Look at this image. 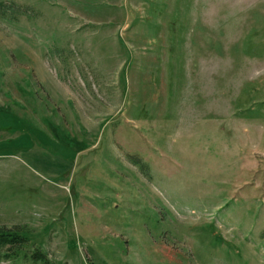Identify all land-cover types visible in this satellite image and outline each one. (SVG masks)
Listing matches in <instances>:
<instances>
[{"label": "rangeland", "instance_id": "rangeland-1", "mask_svg": "<svg viewBox=\"0 0 264 264\" xmlns=\"http://www.w3.org/2000/svg\"><path fill=\"white\" fill-rule=\"evenodd\" d=\"M3 1L0 264H264V0Z\"/></svg>", "mask_w": 264, "mask_h": 264}, {"label": "trees", "instance_id": "trees-1", "mask_svg": "<svg viewBox=\"0 0 264 264\" xmlns=\"http://www.w3.org/2000/svg\"><path fill=\"white\" fill-rule=\"evenodd\" d=\"M4 5V1L0 0V8ZM1 10V9H0ZM26 237L18 231L0 225V262L5 259L16 257L18 250L23 247ZM35 259H43L48 262L46 255L41 251H36L33 255Z\"/></svg>", "mask_w": 264, "mask_h": 264}]
</instances>
